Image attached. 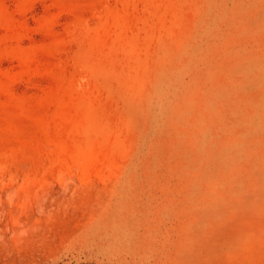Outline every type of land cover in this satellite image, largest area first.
<instances>
[{
  "label": "rangeland",
  "instance_id": "rangeland-1",
  "mask_svg": "<svg viewBox=\"0 0 264 264\" xmlns=\"http://www.w3.org/2000/svg\"><path fill=\"white\" fill-rule=\"evenodd\" d=\"M0 264H264V0H0Z\"/></svg>",
  "mask_w": 264,
  "mask_h": 264
}]
</instances>
